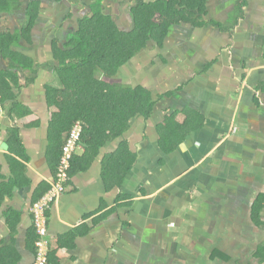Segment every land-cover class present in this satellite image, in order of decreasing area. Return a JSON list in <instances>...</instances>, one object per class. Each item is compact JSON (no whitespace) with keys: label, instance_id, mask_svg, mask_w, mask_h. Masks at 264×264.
<instances>
[{"label":"crops","instance_id":"obj_1","mask_svg":"<svg viewBox=\"0 0 264 264\" xmlns=\"http://www.w3.org/2000/svg\"><path fill=\"white\" fill-rule=\"evenodd\" d=\"M30 3L39 15L20 52L32 70L0 48V264H35L32 207L51 189L77 124L88 128L79 169L49 212L50 264H264V226L252 216L264 197V0H178L181 20L113 79L153 104L121 137L108 112L66 131L71 115L56 117L55 104L65 98L51 93L65 90L56 52L80 22L100 11L132 33L135 0H27L0 26L22 34Z\"/></svg>","mask_w":264,"mask_h":264},{"label":"trees","instance_id":"obj_2","mask_svg":"<svg viewBox=\"0 0 264 264\" xmlns=\"http://www.w3.org/2000/svg\"><path fill=\"white\" fill-rule=\"evenodd\" d=\"M182 3L185 5L186 0H182ZM176 5L178 0H157L154 4L135 0V7L132 10L135 30L129 34L120 33L112 21L100 11L94 12L92 17L80 22L79 32L71 38L65 50L56 52V59L61 65L59 75L65 90L53 91L51 95L56 99L58 96L65 98V102L61 103L57 100L55 104L61 112L56 117L64 118L71 115L66 131H69L73 126L72 123L78 120L84 121L91 127L93 118L101 117L108 112L109 122L115 128L113 129L115 136L121 137L130 126L129 122L137 116L146 119L151 117L153 104L150 102L149 93L125 87L113 79L119 73V69L128 63L148 41L163 40L168 28L181 20L179 12L174 10ZM37 6L36 3H30L26 8L28 23L22 34L5 33L0 26V48L13 59L15 65H21L25 70L27 67L28 70H32L28 65H34V62L20 50L23 40L31 41L30 32L39 15ZM24 8L22 0H0V18L4 14L12 13L14 10L21 11ZM15 77L16 83H19L17 74ZM28 79V84L35 82V79ZM1 86V96L5 102L9 99L7 92L4 91L7 83L2 81ZM75 113L76 116H73ZM165 127H170V121L166 122ZM87 128L84 126V133ZM166 140L168 141L165 139V142ZM76 158L75 156L73 159L70 173L79 169L76 166ZM3 194L4 191L0 192V197ZM263 208L264 197H259L257 207L252 214L253 221L259 227L264 226L260 219L262 216L260 211ZM8 217L11 227L15 229L20 223L21 215L13 211Z\"/></svg>","mask_w":264,"mask_h":264},{"label":"built area","instance_id":"obj_3","mask_svg":"<svg viewBox=\"0 0 264 264\" xmlns=\"http://www.w3.org/2000/svg\"><path fill=\"white\" fill-rule=\"evenodd\" d=\"M83 133L84 127L81 124L75 125L69 132L62 149V155L55 179L51 183V189L32 207V213L38 233L37 258L35 264H50L51 241L49 239V212L52 205L66 190V185L70 180L72 162L76 152L81 147Z\"/></svg>","mask_w":264,"mask_h":264},{"label":"rangeland","instance_id":"obj_4","mask_svg":"<svg viewBox=\"0 0 264 264\" xmlns=\"http://www.w3.org/2000/svg\"><path fill=\"white\" fill-rule=\"evenodd\" d=\"M22 1L24 2V5L27 4V0H22ZM18 14L20 15L19 12H18ZM8 23L9 22H7V21H4L3 22V24H2L3 27H1L2 28V31L5 32V33H12V32H7V29H9V28H15V24L12 25V24H10V23L8 24ZM20 25H21V23H20ZM25 43H26V41L23 40V45H25ZM260 219L262 220V217L261 216H260ZM230 247H232V246H230ZM247 249H248V247H246V250ZM231 250H232V248L229 250L230 251L229 253H231ZM246 259H248L247 256H246ZM247 261L250 262L251 264H255L256 263V260L254 258H250L248 260L242 259V262H240V264H246ZM230 263L232 264L233 262H230Z\"/></svg>","mask_w":264,"mask_h":264}]
</instances>
